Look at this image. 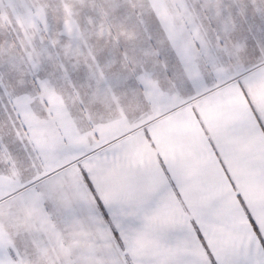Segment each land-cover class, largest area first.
I'll return each mask as SVG.
<instances>
[{"label": "rangeland", "instance_id": "374dc122", "mask_svg": "<svg viewBox=\"0 0 264 264\" xmlns=\"http://www.w3.org/2000/svg\"><path fill=\"white\" fill-rule=\"evenodd\" d=\"M259 8L264 13V0H0V87L8 73L31 84L39 72L52 85L48 91L33 85L12 100L0 95V234L12 254L3 248L7 264L68 258L64 219L49 220L48 194L40 192L47 174L59 171V186L66 179L75 184L81 156L175 106L187 98L183 91L258 70L247 52L264 35ZM166 23L191 37L197 29L213 38L228 35L236 47L201 58L195 78L180 75L174 52L162 49L148 94L126 83L121 55L133 36L144 43L150 35L163 39ZM109 39L119 46H108ZM13 204L16 217L8 214ZM100 245L107 254L116 251L106 264H128L114 242L100 239Z\"/></svg>", "mask_w": 264, "mask_h": 264}, {"label": "crops", "instance_id": "0c3cea01", "mask_svg": "<svg viewBox=\"0 0 264 264\" xmlns=\"http://www.w3.org/2000/svg\"><path fill=\"white\" fill-rule=\"evenodd\" d=\"M183 92L175 106L81 156L75 184L54 183L59 171L43 178L45 210L50 221L63 217L68 255L92 252L106 264L116 255L100 245L106 239L128 264H264V81L232 76ZM97 199L109 216L130 205L138 213L123 227L110 223ZM2 241L1 233L7 264Z\"/></svg>", "mask_w": 264, "mask_h": 264}, {"label": "snow or ice", "instance_id": "6c2138e0", "mask_svg": "<svg viewBox=\"0 0 264 264\" xmlns=\"http://www.w3.org/2000/svg\"><path fill=\"white\" fill-rule=\"evenodd\" d=\"M155 6V5H154ZM169 18L165 17L168 21ZM71 30V29H69ZM227 29L225 32L227 33ZM161 32L166 33L163 39H158L153 36H149L146 43L141 42L137 36L131 37V44L129 47L123 50L121 55V68L122 74L126 77V83L133 86L142 87L148 94L156 87V79L159 76L158 62L161 58L162 49H168L174 52L176 61L179 65V74L187 75L190 78H195L199 74V62L201 58H212L216 56H222L224 53L231 52L236 47L228 35L217 34L214 38L210 37L207 32H201L196 30L194 37L186 36L183 33L177 32L170 23H166L165 27L161 29ZM195 40H199V48L195 47ZM108 46L118 47V42L113 45L112 40L105 41ZM249 43L248 41L245 42ZM252 48L248 55L254 58L255 61H259L258 70L255 73L241 72L240 75L247 81L249 86H255L257 81H264V35L261 38L252 41ZM29 58H32V54L29 53ZM33 67H36L35 62ZM5 82L3 87H0V95H6L9 100L15 99L20 92L29 90L33 85L43 91H48L52 87L49 81L42 80L39 72L32 77L31 84L28 83L27 77L22 81H17L13 73L5 75ZM244 90L243 85H241ZM247 96V91L245 90ZM218 134L221 138L226 135V130L221 127L218 129ZM85 180L89 181V177L85 175ZM88 188L92 190L93 186L89 182ZM95 196V191H93ZM243 203V201H241ZM97 206L100 207L101 212L106 219L116 220L121 226L126 225V216L129 212H137L138 210L134 205H130L127 209L117 207L114 209L111 216L105 209L103 203L97 199ZM16 205H9L8 214L12 217H16L15 212ZM247 211V208L245 209ZM2 214V213H0ZM249 220L253 223V227L256 228L255 221L249 215ZM113 234L119 236V232L113 230ZM95 254L92 252H86L79 257H73L69 253L68 258L64 260V264H94L91 259Z\"/></svg>", "mask_w": 264, "mask_h": 264}]
</instances>
